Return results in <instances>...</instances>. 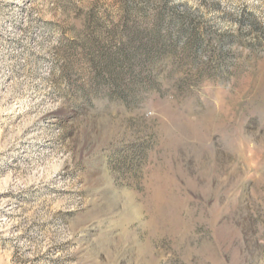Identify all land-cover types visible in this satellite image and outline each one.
Masks as SVG:
<instances>
[{
  "label": "rangeland",
  "instance_id": "rangeland-1",
  "mask_svg": "<svg viewBox=\"0 0 264 264\" xmlns=\"http://www.w3.org/2000/svg\"><path fill=\"white\" fill-rule=\"evenodd\" d=\"M0 264H264V0H0Z\"/></svg>",
  "mask_w": 264,
  "mask_h": 264
}]
</instances>
